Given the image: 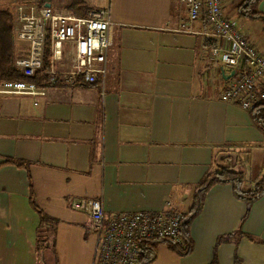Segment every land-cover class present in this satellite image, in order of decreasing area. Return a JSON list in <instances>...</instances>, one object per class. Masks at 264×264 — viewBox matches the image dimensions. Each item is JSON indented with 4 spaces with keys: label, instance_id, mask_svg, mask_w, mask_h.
<instances>
[{
    "label": "crops",
    "instance_id": "1",
    "mask_svg": "<svg viewBox=\"0 0 264 264\" xmlns=\"http://www.w3.org/2000/svg\"><path fill=\"white\" fill-rule=\"evenodd\" d=\"M88 1L113 25L103 87L49 89L37 101L0 94V264H41L40 252L42 264H93L88 217L69 197L99 199L105 214H186L207 176L241 173L248 190L263 172L264 136L249 112L219 99L232 71L209 60L200 37L176 31L179 0ZM257 8L264 14V0ZM235 20L264 56L262 23ZM226 151L233 159L221 164ZM37 209L55 224L40 229ZM246 210L230 184L214 185L189 227L192 251L159 244L151 264H264V197L243 220Z\"/></svg>",
    "mask_w": 264,
    "mask_h": 264
},
{
    "label": "built area",
    "instance_id": "2",
    "mask_svg": "<svg viewBox=\"0 0 264 264\" xmlns=\"http://www.w3.org/2000/svg\"><path fill=\"white\" fill-rule=\"evenodd\" d=\"M185 16L176 31L194 35L208 46L210 61L229 68L232 78L220 93L222 102H234L251 112L264 101V56L244 33L243 23L223 12L225 0H179ZM113 25L107 9L85 17L64 9L45 7L37 0L15 9V46H25L14 68L27 81L0 85V94L21 95L35 101L49 89L80 85L103 87ZM72 211L88 217L95 237L93 264H140L145 242L169 240L182 244L178 212H115L105 214L99 199L69 197Z\"/></svg>",
    "mask_w": 264,
    "mask_h": 264
},
{
    "label": "trees",
    "instance_id": "3",
    "mask_svg": "<svg viewBox=\"0 0 264 264\" xmlns=\"http://www.w3.org/2000/svg\"><path fill=\"white\" fill-rule=\"evenodd\" d=\"M261 0H238L236 3V11L240 18L260 21L262 23V34L264 35V14L258 11V3ZM49 3V0H41V4ZM88 13L82 12L75 14L78 16H85ZM14 19L9 10H0V85L11 81H27L14 68V61L16 59V50L13 36ZM251 119L256 127L262 132L264 136V101L250 112ZM18 167L24 168L28 172V164L20 163ZM29 179L30 176L28 175ZM216 184H230L232 186L233 195L238 200L246 204L247 210L243 220L247 217L250 206L258 199L264 197V168L260 178L248 190L241 189L242 175L229 169H220L219 172L209 175L204 178L196 188L191 206L186 214H182V221L180 223V237L182 244H175L169 240H156L145 242L140 247V264H151L156 258V247L159 244H166L168 248L177 252L180 256H186L192 251V241L189 236V227L193 219L201 211L204 196L207 191ZM33 206L34 203H32ZM35 208V207H34ZM39 228H45V225L55 221L50 220L38 209ZM46 241V238H43ZM225 238H219L218 245ZM43 243L42 238H38V244Z\"/></svg>",
    "mask_w": 264,
    "mask_h": 264
},
{
    "label": "rangeland",
    "instance_id": "4",
    "mask_svg": "<svg viewBox=\"0 0 264 264\" xmlns=\"http://www.w3.org/2000/svg\"><path fill=\"white\" fill-rule=\"evenodd\" d=\"M30 1H34V0H0V10H5V9L9 10L13 16V19H14L16 7L21 3H27ZM37 1L40 2L41 0H37ZM59 1L60 0H49V4L51 5V7L53 9H64V10L68 9V10H74L77 13H82V12H86V11H88V13H89V12H91V10H98V8H92V6L95 5L96 3L91 2V1H88V3H84V2H80L81 0H68V2L74 1L73 6H70V7L66 6V4H63V6H60ZM237 1L238 0H225L224 4H227L226 5L227 7L224 8V11H223L225 15L228 14L233 19H236L237 17H239V15L237 14V11H236V7H235ZM85 16H83V17H85ZM257 36H259L260 38L264 37V35L262 33H258ZM219 158H222V159L224 158V162L222 161L221 164H223V163L228 164L231 162V160L229 161V158L233 159V157H231V153L228 151H226L224 154H222L221 157H219ZM216 161H218V160H216ZM241 189L247 190V188L244 189L242 187H241ZM46 245L49 249L50 248V241L48 243H46ZM40 254H41V252L38 253V260H41V264H42V254L41 255Z\"/></svg>",
    "mask_w": 264,
    "mask_h": 264
},
{
    "label": "water",
    "instance_id": "5",
    "mask_svg": "<svg viewBox=\"0 0 264 264\" xmlns=\"http://www.w3.org/2000/svg\"><path fill=\"white\" fill-rule=\"evenodd\" d=\"M50 6V4H45V7H49ZM233 74V73H232ZM232 74H231V76H232Z\"/></svg>",
    "mask_w": 264,
    "mask_h": 264
}]
</instances>
